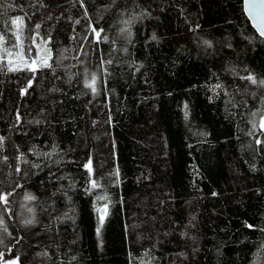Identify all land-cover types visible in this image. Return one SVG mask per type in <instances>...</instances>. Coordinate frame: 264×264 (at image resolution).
Masks as SVG:
<instances>
[{"label": "trees", "instance_id": "16d2710c", "mask_svg": "<svg viewBox=\"0 0 264 264\" xmlns=\"http://www.w3.org/2000/svg\"><path fill=\"white\" fill-rule=\"evenodd\" d=\"M0 36L20 65L0 68V264H264V86L241 78L264 79V37L243 0H0ZM29 44L51 67L23 68Z\"/></svg>", "mask_w": 264, "mask_h": 264}, {"label": "snow or ice", "instance_id": "6c2138e0", "mask_svg": "<svg viewBox=\"0 0 264 264\" xmlns=\"http://www.w3.org/2000/svg\"><path fill=\"white\" fill-rule=\"evenodd\" d=\"M244 7L245 10L250 18V20L252 21L253 25L255 26L256 30L259 32V34L261 36H264V0H244ZM23 21V17H15L14 19H12L11 23L13 25L17 24L18 22H22ZM77 23H79V21H77ZM125 23L130 24V21H126ZM40 26L36 25V28L38 29ZM90 30L92 33H94L95 38L97 43L101 42V40L103 41H107L108 37L105 36H101V34L104 32L103 28H97V26L92 25L90 27ZM121 31H126V29H121ZM127 31H129V35H130V29H127ZM3 39V36H0V40ZM28 39L30 41L34 42V38L33 37H28ZM153 39H155V35L153 36ZM16 40L20 41V45H16L14 44L13 47H18V46H22L23 42L21 41L20 36H16ZM113 43H115V41H113ZM205 43H210L208 41H205ZM33 52V48L32 45L29 44L27 46V53H28V58L24 59L23 57H21V59L23 60V68L25 70L31 71L33 73H35L39 68L41 67H51V65L48 63V60L50 59V50H48V57H41L38 53L35 57H33L31 54ZM5 53L8 57H11L13 55L12 52L8 51L7 49H5ZM17 55H19V53H17ZM103 63L106 64H111L112 61L108 60V61H103ZM4 66L8 67L9 71H18L20 70V65L18 64H14L13 61L11 59L7 60V63H4V56H0V68H3ZM104 71L106 72L107 69H104ZM91 75V80L89 81L87 78L85 79V86L91 88V91L93 93H96L97 88H96V82L98 79L97 73L93 72L90 74ZM242 79H247L248 81H250L252 84L254 85H259V86H264V79H260L259 81L257 80V78L252 75L249 74L246 77H241ZM32 81L29 80L28 81V87H31ZM222 87L221 85H215V88H220ZM24 92H27V88L23 90ZM187 107V106H185ZM185 115L187 116V112H185ZM253 116H257L259 115L260 119L258 122L253 121L252 123V127H253V131H257L260 130L261 131V135H264V109L259 110L258 112H253L252 113ZM19 114H17V119H19ZM250 135L253 133H249ZM4 137L0 136V146H2V143L4 141ZM257 144H264V141L257 139L256 140ZM47 155V154H46ZM5 159H7L5 157ZM84 167L86 169H88L89 173H92L93 169H92V162L91 159H89L88 163H86L84 165ZM118 174V173H117ZM99 187V185L96 183L95 180H90V188L87 189V191L91 192L92 189ZM11 193H7V194H2L0 193V203L3 204H7L8 203V196H10ZM25 199L27 200H32L35 199V197L31 196L30 194L27 195L25 197ZM98 200L100 199H107V197H97ZM107 209V204H105L104 209H97L98 212L101 213L100 216V224L97 227V233L99 234L101 227L103 225V213L105 212V210ZM33 221L28 220L25 221V223H32ZM4 221L2 219H0V224H3ZM249 228H252V225H247ZM6 230V229H5ZM262 231H264V229H262ZM0 243H3L2 239H0ZM259 254H264V245L261 246V248L259 249L258 255ZM7 264H19V258L17 257L15 260H10L7 262Z\"/></svg>", "mask_w": 264, "mask_h": 264}, {"label": "water", "instance_id": "95a60500", "mask_svg": "<svg viewBox=\"0 0 264 264\" xmlns=\"http://www.w3.org/2000/svg\"><path fill=\"white\" fill-rule=\"evenodd\" d=\"M243 4H244V0H243ZM244 10H245V7H244ZM245 13H246V15H247V17L249 18V16H248V14H247V12H246V10H245ZM249 20H250V18H249ZM250 22H251V24L253 25V23H252V21L250 20ZM253 27L255 28V26L253 25ZM256 29V28H255ZM257 31V30H256ZM258 32V31H257ZM259 33V32H258ZM264 37V36H263Z\"/></svg>", "mask_w": 264, "mask_h": 264}]
</instances>
